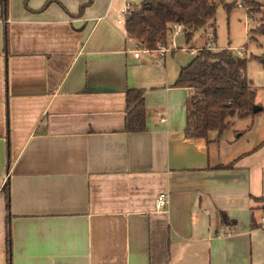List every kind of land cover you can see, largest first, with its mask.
<instances>
[{
  "label": "crops",
  "instance_id": "0c3cea01",
  "mask_svg": "<svg viewBox=\"0 0 264 264\" xmlns=\"http://www.w3.org/2000/svg\"><path fill=\"white\" fill-rule=\"evenodd\" d=\"M143 1L0 6V264H264V103L220 137L188 135L175 82L214 48L210 28L199 47L172 33L163 61L136 58L123 10Z\"/></svg>",
  "mask_w": 264,
  "mask_h": 264
},
{
  "label": "trees",
  "instance_id": "16d2710c",
  "mask_svg": "<svg viewBox=\"0 0 264 264\" xmlns=\"http://www.w3.org/2000/svg\"><path fill=\"white\" fill-rule=\"evenodd\" d=\"M9 0H0L2 17L8 14ZM228 13L235 3L226 4L224 0H144L141 8L128 11L124 15L125 31L130 39L146 44L150 50L159 45H168L173 25L183 26V36L191 43L194 35L210 28L207 41L217 40L214 26L215 16L220 5ZM249 14H260L261 24L255 32L264 31V4L256 0H243ZM196 57L182 67L176 86L190 88L186 107V131L190 136L217 137L229 129L232 119L252 116L258 88L247 76L249 59L228 48L203 47ZM126 130L140 132L145 129V102L143 91L131 89L127 92ZM9 186L5 193L8 198ZM263 204L264 198H258ZM7 243L10 246L11 233L8 227Z\"/></svg>",
  "mask_w": 264,
  "mask_h": 264
},
{
  "label": "rangeland",
  "instance_id": "374dc122",
  "mask_svg": "<svg viewBox=\"0 0 264 264\" xmlns=\"http://www.w3.org/2000/svg\"><path fill=\"white\" fill-rule=\"evenodd\" d=\"M214 1L217 2V0ZM256 1L264 4V0ZM224 2L231 5L235 3L236 6L230 13L222 4L219 6L214 19L217 40L215 43H210L214 45V49L215 47H230V49L234 48L236 53L243 52V56L248 59L254 56L248 62L247 76L258 87L257 99L264 103V31L262 33L254 31L257 25L261 24V16L248 14L243 0H224ZM135 3L139 4L140 1ZM239 4H242L243 7H239ZM205 29L209 28L206 27ZM203 31L204 29L195 36V47L202 44L204 39L201 34L204 33ZM208 32L210 33L211 30L209 29ZM176 37L178 44L186 40L182 34Z\"/></svg>",
  "mask_w": 264,
  "mask_h": 264
},
{
  "label": "built area",
  "instance_id": "2783aa9c",
  "mask_svg": "<svg viewBox=\"0 0 264 264\" xmlns=\"http://www.w3.org/2000/svg\"><path fill=\"white\" fill-rule=\"evenodd\" d=\"M128 7V5H127ZM239 7H243L242 4H239ZM128 8L123 10V15H125L128 11ZM183 34V26L180 24H175L173 25V35H180ZM173 45H159L154 51L150 50L146 44L143 43H137L135 42L134 45V52L133 54L135 55L136 58H139L142 54H152V53H157L159 54V61H163L165 58V53L167 51H170L172 49ZM239 55H242L241 52H239ZM167 206V197L166 194H159V198L157 199L156 202V207L157 209H165Z\"/></svg>",
  "mask_w": 264,
  "mask_h": 264
},
{
  "label": "water",
  "instance_id": "95a60500",
  "mask_svg": "<svg viewBox=\"0 0 264 264\" xmlns=\"http://www.w3.org/2000/svg\"><path fill=\"white\" fill-rule=\"evenodd\" d=\"M261 110H262V107H261V106H259V105H257V104H255V105L253 106V113L261 112Z\"/></svg>",
  "mask_w": 264,
  "mask_h": 264
}]
</instances>
